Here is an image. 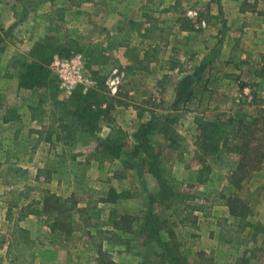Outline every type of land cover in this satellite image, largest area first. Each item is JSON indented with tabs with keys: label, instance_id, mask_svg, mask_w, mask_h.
Masks as SVG:
<instances>
[{
	"label": "rangeland",
	"instance_id": "obj_1",
	"mask_svg": "<svg viewBox=\"0 0 264 264\" xmlns=\"http://www.w3.org/2000/svg\"><path fill=\"white\" fill-rule=\"evenodd\" d=\"M59 26L60 28L52 30L50 35L58 38L66 47H70V41L75 44V49L79 48L78 51H72L69 56L81 54L85 61L86 72L94 81L92 87L84 91L104 90L107 96L113 99L121 92V99H118L129 102L130 105L131 100L134 99L131 97L134 96H131L124 87V84L127 85L124 67L115 56L106 54L107 50L103 43L100 44L102 38L97 40V34H100L101 29L93 32V28L86 25L71 28L62 23ZM102 34L105 35V32ZM152 45L153 43L144 42L141 48L142 50L152 48L156 51L158 45L154 47ZM134 47L131 45L127 47L129 50L127 56L132 58L133 65L138 67L135 70L130 66V72L134 74L133 81L140 83L155 81L156 77L151 73L152 67L150 70H140ZM100 48L105 50L99 53ZM159 54L164 56L163 53ZM261 56L262 54L249 65L244 74H235L233 80L237 79V75L239 81L243 79L237 90L235 86L234 88L226 86L225 90L232 92L235 99L229 109L219 110L217 106L212 105L208 110L203 111L207 106L200 102L201 96H206L208 101L217 100L221 93L225 92L222 90L225 86H221L223 80L219 81L218 77L210 75V70H205L206 65L200 64L197 68L200 67L202 70L192 86V94L177 108L174 107L177 84L184 76L191 73L178 75L174 71L164 75L166 70L162 69L160 72L163 78L160 80L169 84L167 89L169 92L166 87L160 90L153 86L149 88L151 92L149 95L143 98L137 95L138 100H134L138 103L132 102L133 107L139 104L145 109L143 118H139L135 108V117L133 112L130 114L126 112L125 115L117 112L118 109L113 102L110 111L97 121L94 127L97 131L92 132L93 134L81 133L80 128L77 134L75 130L67 134L62 129L52 127L51 130L60 131L62 136L64 135L62 139L56 141L63 143L65 147L58 145L55 148L53 156L45 164L44 169L37 170L36 174L26 173V176H14L9 180L0 174V227L6 236L5 244L0 246V264H108L109 261H114L115 264H156L161 248L155 241L143 244L144 240L141 238L138 225L148 214L151 194L157 195L159 186L157 179L143 166L142 153L137 155L133 153V145L136 142L133 138L134 132L141 122L150 120L153 115L157 117L156 121L159 123L158 129L149 136L153 145L166 149L170 144L167 130L162 129L164 124L174 128L176 134L183 137V142L178 145L179 158L173 161L172 173L174 189L183 194L182 196L180 193L182 202L179 204L180 209L177 214L174 213L175 205H173L169 206L163 215L174 214L173 217L178 225L176 231L185 245L194 250L204 251V254L191 260L192 264H234L241 258L247 259L246 264H264V191L260 190V187L264 186V165L241 183L244 192L249 191L246 198L248 220L258 225L255 229L250 226L242 229L243 223H240L239 218L230 215L228 206L221 198L225 193L223 188L230 184L232 160L226 154L216 158L208 157L206 162L210 165V169H205L199 174L198 171L204 166V162L195 154L194 145L198 121L212 119L217 113L238 108H242L245 115L253 116L260 107H264V80L252 76L253 70L260 64ZM116 69L118 73L114 74ZM227 74L229 73L224 72L222 76ZM117 75L121 76V82L118 91L113 93L109 88L108 80ZM55 78L57 87L53 88L52 93H48L46 99L41 100L43 91H35L29 106V111L33 115L36 111H42L43 114L42 108L47 107L51 115L48 117L45 113V117L42 116L47 122L46 126L51 121L56 123L62 117L63 107L60 102L67 99V95L59 89L56 76ZM160 85V87L164 86L162 83ZM245 86L249 90L242 94L240 91H243ZM172 91L174 98H171ZM4 94L0 92V161L9 159L20 166L12 151V148L15 149V141L10 137L15 127L11 124L5 125L2 120L5 108L12 107L5 103ZM253 94L258 95L259 102L249 105ZM169 95H171L170 99ZM170 118H175L174 122H168ZM114 128L126 133L127 146L117 157L108 158L96 152L97 145L99 140L106 138ZM2 133L9 134V143L5 142ZM26 142L35 144L34 139ZM20 155L24 158L23 161L29 158L27 152L22 151ZM198 177L206 180L198 182ZM43 178L44 181L50 179L53 188L59 186L60 193H57L58 190L52 191L50 186L43 182ZM58 180H61V183L56 184ZM14 187H18V191L11 194L10 191ZM112 188L122 195L114 203L105 202ZM232 190L235 189L232 187ZM50 194L59 196L58 204L63 210L57 216L63 225L56 227L60 228L56 233L50 226L54 217L47 221V215L41 212L45 199ZM31 203L34 204L29 205ZM166 204L164 201V204L152 205L155 215L161 216L162 208ZM79 208L85 209L83 216H80ZM93 210L98 211L100 217L90 216ZM123 214H131L136 218L134 220L136 231L129 233L115 228L113 221L120 220ZM236 232L240 237L233 239L232 234ZM250 232L252 236L247 238L245 244L239 245L240 239H245ZM100 250L104 252V257L99 254Z\"/></svg>",
	"mask_w": 264,
	"mask_h": 264
},
{
	"label": "crops",
	"instance_id": "obj_2",
	"mask_svg": "<svg viewBox=\"0 0 264 264\" xmlns=\"http://www.w3.org/2000/svg\"><path fill=\"white\" fill-rule=\"evenodd\" d=\"M131 22L140 23L142 31L147 29L149 37L144 40L135 30H131L130 45L135 46L140 70H150L152 67L151 73L156 80L141 83L133 81L131 67L135 70L138 67L127 56V47L110 49L106 54L115 56L123 65L125 82L127 81L124 87L134 96L129 97L136 100L139 98L137 95L142 98L149 95V88L153 86L160 90L169 88L167 82L160 80L163 78L160 72L162 69L166 70L164 75L174 71L178 75L192 74L198 65L204 64L205 70L211 71L210 75L218 77L219 81L223 80L221 86H225L222 87L225 92L217 100L208 101L202 95L200 102L207 106L203 111L212 105L219 110L229 109L235 99L232 92L225 90L226 86H235L237 90L243 79L239 81L237 75V79L233 80L235 74H244L249 65L264 54V0H93L80 5L73 4V0H1L0 92L5 93V103L16 108L20 116L18 120L4 124L15 127L10 136L15 141V149L12 148V151L28 175L44 169L55 148L58 145L65 146L56 141L60 131L51 130L62 129L60 122L51 121L46 126L47 122L43 120L46 114L48 117L51 115L46 106L42 108L43 114L42 111H36L33 115L29 111L31 96L37 90L19 88L20 69L12 68V57L27 54L36 41L50 34L52 30L59 29L62 23L71 28L90 26L93 32L101 29L97 40L102 38L100 44L103 43L105 48L108 32H116L119 26L129 27ZM104 32L105 35L102 34ZM144 42L153 43L152 47L158 45V49L142 50L141 44ZM224 72L229 74L222 76ZM161 83L163 87H160ZM246 87L240 92L247 93L249 89ZM57 92L60 94L58 90ZM172 93V96H168L169 99L170 96L174 98V92ZM69 97L67 95L65 100ZM118 98L121 99V92L114 99L110 97V103L114 102L117 112L123 115L133 112L135 117L136 110L132 102H138L133 99L130 105L124 107L116 104ZM2 137L9 143V134L2 133ZM29 139H34L35 144L27 143L26 140ZM7 147L10 149L9 145ZM22 151L29 153L27 161H23L24 158L20 155ZM43 182L54 192L59 189V186L53 188L50 185V179L44 181L43 178ZM59 182L61 180L56 181V184ZM57 193H60L59 190Z\"/></svg>",
	"mask_w": 264,
	"mask_h": 264
},
{
	"label": "trees",
	"instance_id": "obj_3",
	"mask_svg": "<svg viewBox=\"0 0 264 264\" xmlns=\"http://www.w3.org/2000/svg\"><path fill=\"white\" fill-rule=\"evenodd\" d=\"M93 0H73V4L80 5L83 2ZM142 26L138 22H131L129 27L119 26L114 33L108 32L106 38V50L117 47H130V32L136 30L142 37H148L147 29L142 32ZM75 39V38H73ZM78 40H76L77 42ZM67 43V42H66ZM70 47L61 44L60 40L50 34L35 42L32 49L27 54H17L12 57L11 66L13 69H20L19 88L32 89L43 91L40 96L41 100L46 99V95L52 93L53 88L57 87L55 83V75L52 71L51 64L56 55L70 57L75 49V44L70 41ZM99 49V53L105 50ZM201 68H197L192 74L184 76L177 84L176 99L174 107L177 108L184 102L189 95L192 94V86L201 72ZM252 76L264 80V54L261 56L260 64L253 70ZM58 84V83H57ZM258 95L253 94L252 101L249 105L259 102ZM264 101V100H263ZM58 103V102H56ZM63 107V115L59 118L62 130L67 134H77L80 128L81 133L93 134L99 118L105 116L110 111V98L104 90L91 89L87 92L83 87H77L68 100L61 101ZM117 105L127 107L129 104L126 101L117 99ZM139 118L144 116V108L139 104H135ZM53 115V113H52ZM20 118L18 111L14 107H6L2 120L4 123L16 121ZM72 118H74L72 120ZM76 118V119H75ZM76 120V121H75ZM157 117L152 116L150 120L141 122L139 128L134 132L133 138V153H142L141 162L143 166L157 179L159 191L156 194H151L149 201V212L138 225L139 233L144 243L155 241L159 244L161 252L158 253L159 260L156 264H192L191 260L204 254L202 250H194L192 247L185 245L179 238L176 231L177 223L174 219V214L163 215L169 206L175 205L174 213H178L180 209V193L173 186V161L179 158V147L183 142V137L176 134L174 128L164 124L162 129L167 130L169 134L170 144L166 149L156 147L150 141V134L157 130L159 123ZM175 118H170L168 122H174ZM63 131V132H64ZM83 135V134H81ZM64 136V135H63ZM62 132L57 134V139H62ZM76 138V137H75ZM126 133L118 128L111 130L110 134L99 140L97 151L102 156L108 158L117 157L127 145ZM194 145L196 146L195 154L199 155V159L204 162V166L199 169L198 173L202 174L205 169H210V165L206 162L208 157H217L221 154H226L232 160V170L230 174L231 180L229 185L223 188L225 193L221 198L224 199L225 205L229 208V213L236 219L239 218L240 223H243L242 229L250 226L252 229L258 227L257 224L248 220V195L249 191L244 192L241 184L252 173L259 171L264 165V107H260L255 115H245L242 108L233 111L220 112L214 115L212 119L200 120L197 122V130L194 134ZM27 170L21 166H17L9 159L0 161V174L6 180L16 176L25 175ZM206 179L197 178L198 182H204ZM232 187L236 190H232ZM264 191V186L260 187ZM18 191V187L11 189L10 193L14 194ZM121 193L114 188L109 191V196L105 202L114 203L120 197ZM183 196V194H182ZM54 200V201H52ZM59 196L50 194L45 199L42 213L47 215V221L54 217L50 224L51 229L56 233L63 224L57 218L58 214L62 213V209L58 204ZM161 216L155 215L152 205L155 203L164 204ZM31 203L29 205H32ZM28 205V206H29ZM80 216L85 214L84 208H79ZM90 216L100 217L98 211H94ZM23 218V217H21ZM136 218L131 214H123L118 221H113L115 228L121 229L124 232L132 233L136 231L134 228V220ZM1 225V223H0ZM76 226V224H75ZM166 234L164 237L163 234ZM232 233V232H231ZM233 239L240 237L239 234H232ZM252 236L248 233L245 239H240L239 245L245 244L247 238ZM226 239V238H225ZM232 239V240H233ZM6 236L0 227V246L5 244ZM101 257H104V252L99 251ZM247 259L241 258L234 264H246ZM108 264H115L114 261H109ZM203 264V263H202Z\"/></svg>",
	"mask_w": 264,
	"mask_h": 264
},
{
	"label": "built area",
	"instance_id": "obj_4",
	"mask_svg": "<svg viewBox=\"0 0 264 264\" xmlns=\"http://www.w3.org/2000/svg\"><path fill=\"white\" fill-rule=\"evenodd\" d=\"M52 71L58 79L59 89L65 95H71L77 87L89 89L94 81L88 76L85 68V61L81 54L64 57L56 55L51 64ZM114 74L118 73L116 69ZM121 76L117 75L108 80L109 88L113 93L118 91Z\"/></svg>",
	"mask_w": 264,
	"mask_h": 264
}]
</instances>
